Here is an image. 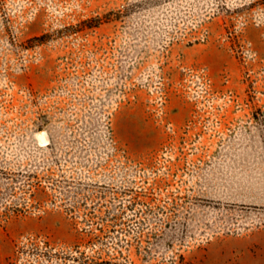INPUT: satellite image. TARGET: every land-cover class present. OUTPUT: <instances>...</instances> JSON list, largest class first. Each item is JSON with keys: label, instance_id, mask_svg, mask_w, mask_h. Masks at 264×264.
<instances>
[{"label": "rangeland", "instance_id": "rangeland-1", "mask_svg": "<svg viewBox=\"0 0 264 264\" xmlns=\"http://www.w3.org/2000/svg\"><path fill=\"white\" fill-rule=\"evenodd\" d=\"M0 264H264V0H0Z\"/></svg>", "mask_w": 264, "mask_h": 264}, {"label": "bare ground", "instance_id": "bare-ground-1", "mask_svg": "<svg viewBox=\"0 0 264 264\" xmlns=\"http://www.w3.org/2000/svg\"><path fill=\"white\" fill-rule=\"evenodd\" d=\"M37 135H38V138L41 142H44V143L48 142V137H47L45 131H39Z\"/></svg>", "mask_w": 264, "mask_h": 264}]
</instances>
